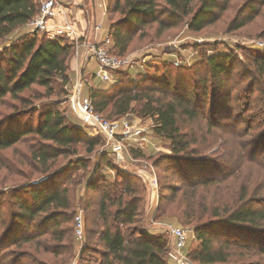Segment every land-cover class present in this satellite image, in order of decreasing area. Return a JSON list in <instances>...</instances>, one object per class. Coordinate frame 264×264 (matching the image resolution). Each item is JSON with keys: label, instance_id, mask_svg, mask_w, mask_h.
Wrapping results in <instances>:
<instances>
[{"label": "trees", "instance_id": "obj_1", "mask_svg": "<svg viewBox=\"0 0 264 264\" xmlns=\"http://www.w3.org/2000/svg\"><path fill=\"white\" fill-rule=\"evenodd\" d=\"M229 1L108 0V34L112 40L109 53L123 56L135 41L148 36L153 24L156 37L184 21L189 30L200 31L218 20ZM248 1L247 9L252 13L232 19L228 29L240 28L257 15V0ZM37 11L35 0H0V42L24 28ZM37 35L26 32L0 50V103L7 98L18 100L23 106H12L0 118V167L7 168L1 153L23 144L25 156L19 154L17 163L29 170L19 173L23 182L8 192L14 207L6 216L0 211V264H21L20 257H27L34 264H54L66 251L63 241L68 233L61 223L69 221L84 174L60 188L51 181L70 171L73 164L86 168L88 158H73L81 151L91 154L101 144L99 137L85 136L84 129L71 121L64 110L40 109L21 95L34 84L42 86L49 95L55 79L66 84L70 78L72 44L44 35L37 40ZM239 64L244 66L242 75L251 73L264 95V55L245 57L242 64L232 53L207 56L194 66L171 65L163 78L147 77L145 71L138 72L141 78L118 72L115 83L88 92L97 113L108 119L131 113L148 118L152 132L168 141L169 152L155 159L154 165L170 162L168 169L178 180L175 182L168 174L163 176L162 184L158 179L159 198L152 214L175 218L192 227L198 243L186 254L193 264H264V146L260 142L264 133L258 134V124L254 127L252 122L237 128L251 118L243 116L244 111L253 109L263 114L260 103L264 106V99L256 96L250 101L253 80L236 97L245 101L241 109L229 102L225 83ZM246 66L250 70L244 71ZM202 67L210 74V86L207 78L199 76L189 87L188 77ZM198 122L204 123L201 129H187L186 125ZM220 134H226L227 140H233L238 148V155L230 164L225 157L228 165L202 155ZM131 152L134 158L142 157L134 149ZM65 160L69 163L67 169L58 172ZM103 161L115 168L104 154L100 164ZM100 164L95 165L96 170ZM248 167L254 172L239 179ZM133 176L116 169L112 182H107L109 178L100 175L97 184L86 183L84 196L78 198L83 209L93 213L91 221H86L87 215L83 217L88 243L82 252L89 250V240H94L100 247L96 264H169V239L154 236L143 224L149 203L148 186L142 179L139 187L136 182L140 178ZM130 178L135 180L130 182ZM43 234L46 236L42 241L52 242L41 249ZM39 252L46 258L38 257ZM70 256H62L60 264L67 263Z\"/></svg>", "mask_w": 264, "mask_h": 264}, {"label": "rangeland", "instance_id": "obj_2", "mask_svg": "<svg viewBox=\"0 0 264 264\" xmlns=\"http://www.w3.org/2000/svg\"><path fill=\"white\" fill-rule=\"evenodd\" d=\"M99 2L100 0H95V5H92L90 0H65L64 2V5L67 7L70 13V18L76 25V29L79 34L77 40L79 46L76 48L75 43H73V49H71L69 54L68 76L70 78L68 79V82L64 84V82L60 79H55L52 82L53 93L49 95L47 90L45 91L42 86L36 84L32 85L28 90H25L21 93L24 98H28L29 102L34 104V106L39 107L40 109L59 108L60 110H64L71 121L75 122L84 129L85 136H97L101 140V144L96 147V149L91 154H84L81 151L76 157L73 158H88L89 161L86 168L73 164L70 171L67 170L68 172L62 174V176L58 180L56 179L51 181H55L52 184L60 188L67 181L69 182L70 179L75 181L77 180V175L84 174L83 178L81 179V184L77 186V199H75L73 207L71 209L69 221L61 223V228L65 229L68 233L63 241V244L65 246L64 249L66 251L62 253L60 257H58L57 261L54 264H60V258L62 256L69 255H71L70 259L66 261L67 263L65 264H96L98 259H100L99 254H97L98 252H100V247L97 246V244L94 243L95 241L92 239L89 240L91 246L90 249L88 248L89 250L84 253L82 252V249L85 247L86 242L88 243V241H85V235L87 233L88 227H86V230L84 229V239L82 242H80L76 238L74 230V216L79 211V209L82 211L83 217L84 215H87L86 221H91V219L93 218L92 211L90 209H83L78 199L80 198L79 196H84V186H87L86 183L95 181V184H97L96 182L100 178V175L109 178L107 182H110L111 180H113L116 169L123 170V173L128 176L135 175L139 177L141 181L136 182V185H138L139 187H142V178L139 176V170H146L148 173L154 174L157 180L160 179L161 184L162 181H164L163 176H165V174H168L170 178H172L175 182L178 180L174 172L168 169L170 162L159 161L157 166L154 165V163L156 162L155 159L161 158L163 154L169 152V149L167 146L168 141L157 137L151 131L152 121L150 119H141L133 113L129 115L131 119L139 121L141 124L140 127L144 128L137 133L135 132V135L138 136L148 133V141L144 143L142 147H136L137 145L132 142L123 151L125 162L117 163L114 159V155L111 153V149L106 145L103 137L98 134V132L93 128L92 124L80 113L78 109V91L75 86V83L77 81L81 80L82 83L80 88L81 91L79 92L80 97L88 95L89 89L91 88H104L111 85V83L100 81L94 76V74H92L93 67L91 66L92 64H95V62L92 59L86 57L88 54H85L86 46L83 44L85 42L98 41L105 34V30H108L106 29V26L110 22V17L108 18L107 12L105 16H102V9L98 6ZM248 2V0H230L226 10H223L221 12L218 20L200 31L189 30L187 28L186 21H184L182 24L176 26L175 28L166 30L161 34V36L156 37L155 35H153V33H155L156 25H151L149 28L150 30L148 31V36L142 40L135 41L128 49V51L123 56H121L133 58L134 56H137L139 54H146V66L141 69L138 67L127 68L125 72H129V74L134 78H141L140 75H138V72L143 73L144 71L145 72L143 74L147 77L163 78L165 74L168 73L170 69L169 67H171V65L175 66L172 63L174 60L182 62L180 65L194 66L207 56L217 54L226 55L232 53L237 59L238 63L241 62L242 64H244L245 57L254 56L255 54L264 55V47H257L259 46V42L264 43V3H262L261 0H257V3L255 4V9H258V13L252 21L248 22L240 28L234 30L228 29V26L230 25L232 19H239L245 14L252 13V11L250 12L247 9ZM116 16L117 15H115V17ZM96 23H101L102 29L104 31L95 33L93 30V25ZM26 32L27 31L24 27L2 39L0 42V50H2L3 47L8 46L12 42H15L20 35H23ZM40 36V34L37 35V40L40 39ZM237 66L232 72H230L228 76L229 81L226 80L227 82L225 84L226 87L229 88V94L231 98L229 102L241 109L242 106H244L245 101H238L236 97L242 93L244 86H246L249 82H253L254 79H251V73H246L243 76L242 68L244 66H241V64ZM245 68L246 69H244V71L250 70L248 66H246ZM199 76H204L205 78H207V83L210 86L211 77L205 67L200 68L196 74L190 75L186 81V84L189 87H192L195 82H197ZM260 87L261 86L259 85V83L254 80V93L250 96L251 102L258 96L264 99V95L262 94ZM260 104L264 108L263 103ZM12 106L18 107L19 109L23 108L18 100H8L6 98L4 103H0V118L2 115L9 113L12 110ZM244 113L245 114L243 116L250 115L251 118H246L245 123L238 124L237 128H243L246 122H252V125L254 127L255 124H258L255 129L257 133H264V112L263 114H259L256 110L248 109L247 111H244ZM227 121L228 120H225V122ZM203 126V122L193 123L189 126L186 125L187 129L192 128V130L201 129ZM220 136L221 137L215 140L212 143V146L209 147V149L205 151V153H202V155L206 157H212L214 159L217 158L218 163H224L228 165L231 163L233 158L238 155V148L235 146L233 140H227L226 134H220ZM260 139V142L262 143L261 146L263 147L264 134ZM131 149L136 150V152H140L142 154V157L134 158ZM24 150L25 146L23 144H19L14 149H10L1 153V156L7 160L4 161V163L7 164L5 165L7 168L5 169L3 167H0V211L3 216H6L9 213L10 208L14 207L12 205L13 198L8 196L9 190L12 188L16 189L19 186L17 184L19 182H23L22 177H20L19 175L20 172L28 173L29 171L28 166L19 165L17 163L18 155H24ZM102 154L105 155L106 160L110 161L111 165L115 166V170L109 165H106V161H103L100 164ZM227 156L228 164L225 161V157ZM223 159L224 162H222ZM65 162L66 160L62 161L63 164ZM98 162L100 166L99 169L96 170L95 165ZM68 164L69 163H65L66 167L64 166L60 168L58 172L67 169ZM253 172V168H245L243 169V173L240 175L239 179L245 177L246 173ZM239 179H237L234 183L237 184L239 182ZM129 180L131 182L134 181L135 178H130ZM23 196L27 197L28 195L24 194ZM98 196L99 193L95 194L94 197L97 198ZM154 206L155 202L152 205H150V202L147 203V212L146 215H144L143 220V224L145 225V227L150 226V218L162 220L174 225H180L187 230V241L184 249L185 252L188 251L190 247L198 243V241L195 239L191 226L184 225L175 218L162 216L155 217L154 214H152V209ZM48 230L49 229L46 228L45 232L47 233ZM1 231L2 229H0V232ZM150 232L154 236H162L164 238H168L169 241H171L170 235L160 229L153 228ZM45 236L46 235L43 234L40 237L41 239L39 242L41 249H43L47 242H52V240L47 239L42 241V238H44ZM170 248L171 245L169 242L168 251ZM30 253L34 255L37 254L32 251H30ZM168 253L169 252H167L168 263L174 264ZM38 257L42 259L46 258V256L42 252L38 253ZM19 260L21 264H34L27 257H20Z\"/></svg>", "mask_w": 264, "mask_h": 264}, {"label": "built area", "instance_id": "obj_3", "mask_svg": "<svg viewBox=\"0 0 264 264\" xmlns=\"http://www.w3.org/2000/svg\"><path fill=\"white\" fill-rule=\"evenodd\" d=\"M38 4L37 13L24 25L27 33L44 35L49 39L63 38L75 47L79 34L76 25L70 18V13L64 5L65 0H35ZM102 9V16L107 12L108 0H100L99 5ZM95 33L104 31L101 23L93 25ZM111 38L108 30L96 42H85L86 57L92 59L97 69L94 76L102 82L115 83L117 81V73L123 72L127 68L138 67L143 68L147 63L146 54H139L133 58L121 57L109 53ZM257 47H264L263 42L258 43ZM173 65L179 66L182 62L174 60ZM81 80L75 83L78 91V109L80 113L88 119L93 128L100 134L106 142V145L111 149L114 159L117 163L125 162L123 151L132 142L136 147H142L148 141V133L138 135L135 134L144 128L140 127V122L129 117L131 114H126L116 119H108L94 110L91 99L88 95L80 97ZM152 126V125H151ZM152 131V130H151ZM136 132V133H135ZM139 176L147 183L149 188V202L152 205L157 203L159 198L158 180L154 174L148 173L146 170H139ZM149 227L145 230L152 231L153 228L160 229L170 235L171 248L169 249V257L174 264H192L186 252L185 245L187 241V230L180 225H174L162 220L150 218ZM152 227V228H151ZM74 230L76 238L82 242L84 239V225L82 211H79L74 216Z\"/></svg>", "mask_w": 264, "mask_h": 264}, {"label": "crops", "instance_id": "obj_4", "mask_svg": "<svg viewBox=\"0 0 264 264\" xmlns=\"http://www.w3.org/2000/svg\"><path fill=\"white\" fill-rule=\"evenodd\" d=\"M67 1H70V0H67ZM90 1H91V4H92V5H95V0H90ZM106 29H108V24H107V26H106ZM91 67H93L92 74H94V72H95L96 69H97V65H96V63H95V64H92Z\"/></svg>", "mask_w": 264, "mask_h": 264}]
</instances>
